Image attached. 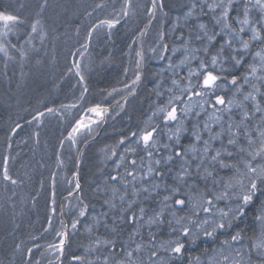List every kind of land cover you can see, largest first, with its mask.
Instances as JSON below:
<instances>
[{
  "label": "trees",
  "instance_id": "trees-1",
  "mask_svg": "<svg viewBox=\"0 0 264 264\" xmlns=\"http://www.w3.org/2000/svg\"><path fill=\"white\" fill-rule=\"evenodd\" d=\"M41 2L42 0H0V11L19 15L25 20V23L13 32L16 35L10 40L12 44L17 47L24 45L30 32L29 25L37 18L38 4ZM201 2L202 0H163L167 15L157 11L147 34L140 37V31L144 30L149 22L147 12L151 0H131L132 7L127 17L121 13L125 0H48V6L39 17L48 36L43 44L39 38L33 41L34 48L38 51L24 45L28 51L25 59L21 60L19 53L14 49L10 50L14 59L6 60L4 56L0 57V264H36L37 260L39 264H49V261L53 260V250L49 246L58 243L56 232L62 227L61 221L69 234L63 264H71L73 254H83L97 235L96 232L90 235L86 227L92 224L93 217L106 211L102 206L100 194L106 182H109V175L116 174L115 165L120 162L119 156L126 154V147H137V156L133 157L129 153V158L145 156L146 159V154L135 145L134 141L138 137H132V132L139 135L145 128L156 127L154 135L161 145L160 153L164 155L167 153L162 145H175V138L169 140L168 137L178 127L181 129L180 143L176 147H188L194 143L192 133L199 132L212 113L210 104H214V96L203 98L210 101V104L204 105L205 111L199 107L200 97L193 95L189 100V94L184 93L181 101H173L180 114V120L169 122L167 125L163 119L164 114L158 109L168 105L170 97L181 94L180 88L172 84L173 79H177L181 87L187 83L183 79L187 76V68L181 65L185 41L191 37L192 48L207 44L206 40L195 39L200 31V23L207 25L209 34L214 28L217 32L220 31L221 26H216L212 20L213 14L207 9L201 11ZM208 2L211 3L212 0ZM244 2L245 0L237 2L240 18H243ZM252 3L254 4V0ZM97 4H102L103 7L96 8ZM193 4L197 7L193 10V15L187 17L186 13ZM89 12L92 13L91 16L87 15ZM236 15V12L231 13L232 17ZM114 18L120 20L114 28L102 26L88 38V32L100 20ZM249 18L257 28L260 27L255 24L260 18V12L256 8H252ZM231 22L233 27H239L235 20ZM161 33L164 34L163 41L159 39ZM181 34L184 40H181ZM241 35L243 39H248L251 33ZM223 39L216 37V44L209 47L207 56L203 52L197 55L210 64L211 56L216 54ZM82 44H87V48H82ZM234 44L238 46L239 40ZM161 45H167V50ZM261 47L264 45L256 42L250 52L260 51ZM153 48L156 49L155 52L151 51ZM138 51L143 53L142 60L137 56ZM246 60L250 62L251 55H247ZM137 61H140L139 68ZM77 63L84 77L83 83L76 75L77 69L74 65ZM169 64L174 66L175 75ZM197 64L198 61H193L188 67L195 69ZM224 67L229 69V79L231 74H242L244 71L243 68L232 70L230 61L225 63ZM137 74L141 76V80L132 85L131 91L134 94H130L125 85H131ZM195 82L196 78L193 77V83ZM85 86L88 91L81 100L80 95ZM113 89L117 91L113 92ZM216 91L226 100H242L241 95H234L235 90L231 85H224L223 82ZM248 91L251 89L245 85L244 92ZM261 91L264 92V87H261ZM109 92L112 95H108ZM257 99L260 97L257 96ZM120 100L123 108L105 119L95 136L81 140L74 149L66 137L76 120L83 117L89 107L97 104L101 107H111ZM69 104H76L77 107L61 108V105ZM185 106L192 109L187 116L181 113ZM48 107L57 109V112L47 113ZM216 107L221 108L219 105ZM245 107L251 111L248 102H245ZM41 111L45 112V115L37 126L33 117ZM240 111L233 108L232 123L239 120ZM196 112L201 114L197 116ZM227 122L228 115L225 114L223 126L213 123V131H223ZM256 122L258 120L254 121ZM17 125L20 127L17 128ZM121 139L125 140L124 144L119 143ZM204 139H209L207 133L204 134ZM222 139L227 145L226 134ZM241 142L243 143V140ZM220 145V140H216L212 147L219 148ZM198 147L202 151L203 145ZM113 150L116 151V156L111 155ZM5 158L8 159L9 174L18 181L15 185L3 180ZM169 167L171 171L168 170ZM179 169L180 162L176 161L163 168L162 178H153L155 183L160 184V189L155 200L144 201L149 215L152 214V209L159 210L162 206L159 202L167 194L165 186L175 185L174 177ZM192 169L195 175V161L192 162ZM120 173L123 174V168ZM219 174L224 176L225 170H220ZM77 182L81 185L80 190L75 188ZM196 183L203 189V181ZM145 184L151 187L148 182ZM181 191L188 192V189L182 187ZM190 194L199 199L195 194ZM79 200L88 205L85 217L78 216ZM218 206L224 207V202H219ZM53 208L56 210L54 215ZM189 216L190 206H186L184 211H178L175 218L171 215V209H165L163 224L154 225L151 229L145 226L142 230L145 241L151 231L155 233L157 244L177 238L185 244L182 255L169 261V264H197L198 257L200 264H207L212 249L219 246V241L230 238L228 233H225L217 240H212L200 233V238L193 244L189 238L180 237L179 232H172L173 227L179 228L175 223L176 218ZM205 216L206 214L201 212L199 218L203 219ZM49 218L52 221L51 227L48 224ZM74 220H79L76 229L71 228ZM169 220L172 221L171 225ZM182 223H187V220ZM253 225L254 221L249 213L248 218L239 227L245 230L248 237L253 236ZM189 227L192 228L191 236L197 229L195 225ZM127 230L125 226L123 239H127ZM236 230L234 228L230 231ZM104 231L103 228L100 229L101 233ZM243 243L247 245L250 241L246 238ZM17 245H20V251L16 250ZM29 248L33 249L30 257L27 252ZM159 257L167 261L169 253L161 250ZM89 258L95 260L96 254L93 253ZM53 264L57 262L53 260Z\"/></svg>",
  "mask_w": 264,
  "mask_h": 264
},
{
  "label": "snow or ice",
  "instance_id": "snow-or-ice-1",
  "mask_svg": "<svg viewBox=\"0 0 264 264\" xmlns=\"http://www.w3.org/2000/svg\"><path fill=\"white\" fill-rule=\"evenodd\" d=\"M238 0H202L199 5L201 11L205 9L211 12L212 20L216 26H221L217 32L215 28L209 34L207 25L200 23L198 25L199 32L195 39L207 41L203 47L192 48L191 37L185 41L184 55L181 60V65L187 68V76L184 77L187 81L186 85L181 87L177 79L172 80V84L180 88V95L170 97L168 105L159 108L158 111L164 114L163 119L167 125L169 122H178L180 114L173 101H181L183 94L188 93V99L192 96L200 97L201 102L199 107L204 109L205 104H210L209 100L203 98H215L214 104H210L213 109L203 124V128L197 132L193 131L192 137L194 143L188 147H179L181 129L178 127L169 140L175 138V145L163 144L162 147L167 153H160L158 140L155 138L157 131L156 127L145 128L138 135L132 132V137L135 139V145L146 154L138 158H129L127 154L133 157L137 156V147H126L125 155L119 156V163L115 165L116 174L109 175V182H106L103 192L100 194L102 198V206L106 211L92 218V224L86 227V231L91 235L96 232L95 240L88 246L83 254H73L71 264H169V261L181 256L185 244L180 238L168 239L160 241L157 244L155 233L149 232L147 241L144 240L142 230L147 226L151 229L154 225L164 223L165 209H171L172 217H176L178 211H184L186 206H190L191 216L179 217L175 219V223L179 228L173 227L172 232H179L180 237H187L191 243H195L200 238V233L205 238L217 240L220 235L228 233L229 239L219 241V246L212 249V254L207 260V264H264V92L261 87H264V47L260 51L251 53L250 49L253 44L259 42L264 45V0H245L243 4V18H240V9L237 7ZM48 6V0H42L38 4L39 11L36 17L29 25L30 32L24 41V45L33 47V41L39 38L43 44L47 39L48 33L39 18L45 8ZM96 8H102V4H97ZM131 0H125V6L121 9L123 16L130 15ZM197 7L193 4L186 13L187 17L193 15V10ZM256 8L260 12V18L255 22L260 27L257 28L253 21L249 18V13L252 8ZM165 5L163 0H151L150 8L147 12L149 22L145 25V29L140 31L139 36L143 37L147 34V29L151 25V20L155 18L157 11L167 15L164 11ZM236 12L235 17L231 13ZM91 16L92 13L87 14ZM232 20L239 25L238 28L233 27ZM120 22L119 18L102 19L88 32V38L92 33L102 26L111 29ZM25 20L16 14H10L6 11H0V54H3L6 60L14 59L10 54V50L14 49L19 53L21 60L27 57L28 51L24 45L17 47L8 39V35L13 33L18 26L23 25ZM250 32L248 39H243L241 34ZM202 33V35L200 34ZM220 36L223 42L219 44L216 54L210 58V64L206 63L197 54L203 52L205 56L209 54V47L216 44V37ZM19 38V37H18ZM160 41H163L164 34L159 36ZM181 40H184L181 34ZM239 40V45L234 42ZM135 43V41H133ZM87 44H82V48H87ZM167 50V45H161ZM155 48L151 51L155 52ZM174 54H175V50ZM226 54V56H225ZM251 55V61L246 60V56ZM137 56L143 59V53L137 52ZM193 61H198L197 67L194 69L188 67ZM228 61L231 62L232 70L243 68V73L231 74L229 79V69L224 67ZM77 69L76 75L80 77V82L83 83L84 77L79 71L80 65H74ZM140 61H137L139 68ZM169 68H175L169 64ZM193 77L196 82L193 83ZM141 76L137 74L132 80V84H126L125 88L130 90V94H134L132 85L138 84ZM221 82L224 85H231L234 88V95L239 94L242 100L234 102L219 94L216 89L221 87ZM259 82V84H258ZM247 85L251 91L244 92V87ZM88 89L85 86L81 92L80 99H84V95ZM117 89H113V92ZM172 91V89H169ZM159 94V93H158ZM108 95H112L111 92ZM257 96L260 99H257ZM245 102H248L251 111L245 107ZM119 104V101H117ZM219 105L221 108H217ZM77 107L76 104L61 105V108L71 109ZM123 108V105H120ZM240 109L239 120L232 123L233 108ZM47 113H55L57 109L48 107ZM192 109L185 106L181 109V113L187 116ZM87 113L98 119L91 117H81L76 120L75 125L67 134L66 139L73 145L76 144V137L83 131H87L89 135L93 132V124L99 125L103 122L108 108L101 107L99 104L89 107ZM217 113H220L219 115ZM197 116L201 113L196 112ZM228 115L226 128L220 132H214L212 124H220L223 126L224 115ZM45 112L41 111L33 117L37 122V126L41 123V117ZM156 115V113H153ZM258 122L254 123V121ZM31 123V121L29 122ZM20 125H17L19 128ZM15 132V129L13 130ZM207 133L209 139H204V134ZM227 135V145L223 142V137ZM38 136L39 133H36ZM220 140L219 148H213L214 141ZM243 140V143L241 142ZM63 143V142H62ZM61 143V146H62ZM120 144H124L125 140L121 139ZM203 145L201 151L199 145ZM169 149H171L169 151ZM112 156H116L115 150L111 152ZM59 160V157H58ZM180 162V169L176 172L174 180L175 185L172 187L165 186L167 194L163 196L162 205L159 210L152 209V214L149 215L148 209L144 206V201L156 199L160 189V184L155 183L154 177H163V168L172 165L174 162ZM195 161V175L192 169V162ZM62 163V162H61ZM8 159L5 158L3 166V180L13 185L17 184V179H14L8 171ZM123 168V174L120 169ZM171 171V168H168ZM220 170H225V175L219 174ZM54 179V174H53ZM189 181H193L189 183ZM196 181H203L204 187L201 189ZM145 182L151 185L146 186ZM210 185V186H209ZM182 187H186L188 192L181 191ZM75 188L80 190L79 182L75 184ZM199 197L196 199L194 195ZM143 197V199H141ZM187 197V199L185 198ZM171 201V203H169ZM224 202V207H219L218 203ZM55 203V201H53ZM79 217L87 215L88 205L83 200H79ZM55 208L52 209L53 215ZM203 212L206 216L200 219V213ZM252 215L254 221L253 236L246 237L245 230L240 228L249 216ZM62 214V213H61ZM192 217H196L193 219ZM187 220V223L182 221ZM79 220H74L71 224L72 229L77 228ZM169 225L172 221H168ZM49 227L52 221L49 218ZM61 229L56 232L59 238L58 243H53L49 247L53 250V260L57 264H63L66 244L69 234L65 230L63 221H61ZM189 225H195L197 231L190 236L192 228ZM125 226H127V239H123L125 234ZM103 228L105 231L100 232ZM237 229L231 232L232 229ZM258 229V235H257ZM48 229H45L47 231ZM139 237V239H137ZM250 241L245 245V239ZM39 247V245H36ZM16 250L20 251V245L16 246ZM164 251L169 253L168 260L159 257V252ZM29 257L33 249L27 250ZM95 253V260L89 257ZM145 253L147 257L145 258ZM175 254V255H172ZM53 260L49 264H53ZM39 264V261H36ZM197 264H200L199 257Z\"/></svg>",
  "mask_w": 264,
  "mask_h": 264
},
{
  "label": "rangeland",
  "instance_id": "rangeland-1",
  "mask_svg": "<svg viewBox=\"0 0 264 264\" xmlns=\"http://www.w3.org/2000/svg\"><path fill=\"white\" fill-rule=\"evenodd\" d=\"M0 30H2V29H0ZM13 35H16V34H14V33H10V34L8 35L7 39L10 41L11 38L13 37ZM10 42H11V41H10ZM0 57L2 58V57H3V54H0ZM111 99H113V98H111ZM120 105H123L122 100L119 101V104H117V102H116V103L113 104L111 107H110V106H106V107L104 106V108H108V113L106 114V116H105L103 122L105 121V119H107L108 117H110L111 114H113V113L119 111L120 108H121ZM83 117H91L92 119H98V118L92 116L91 113H87V112L84 114ZM103 122L100 123L99 125H96V124H93V125H92V127H93V132H92L91 135H89V134L87 133V131H83L82 133L78 134L77 137H76V144H75V145H73L70 141H69V143L72 144V147H73L74 149L77 148L81 140H83V139H85V138H86V139H87V138H88V139H91L93 136H95V135L97 134V131L99 130V128H101V125L103 124ZM65 230L68 232V229H67V228H65ZM57 241L59 242V238L57 239Z\"/></svg>",
  "mask_w": 264,
  "mask_h": 264
}]
</instances>
